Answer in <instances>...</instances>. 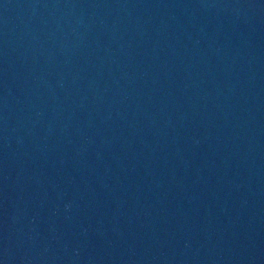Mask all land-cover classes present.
I'll return each instance as SVG.
<instances>
[{
  "label": "water",
  "instance_id": "1",
  "mask_svg": "<svg viewBox=\"0 0 264 264\" xmlns=\"http://www.w3.org/2000/svg\"><path fill=\"white\" fill-rule=\"evenodd\" d=\"M0 264H264V0H0Z\"/></svg>",
  "mask_w": 264,
  "mask_h": 264
}]
</instances>
